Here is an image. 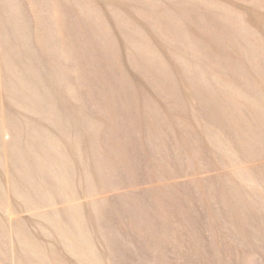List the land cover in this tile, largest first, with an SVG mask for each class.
Returning a JSON list of instances; mask_svg holds the SVG:
<instances>
[{
  "label": "rangeland",
  "instance_id": "obj_1",
  "mask_svg": "<svg viewBox=\"0 0 264 264\" xmlns=\"http://www.w3.org/2000/svg\"><path fill=\"white\" fill-rule=\"evenodd\" d=\"M1 57L0 264H264V0H0Z\"/></svg>",
  "mask_w": 264,
  "mask_h": 264
},
{
  "label": "bare ground",
  "instance_id": "obj_2",
  "mask_svg": "<svg viewBox=\"0 0 264 264\" xmlns=\"http://www.w3.org/2000/svg\"><path fill=\"white\" fill-rule=\"evenodd\" d=\"M208 3V2H207ZM2 38V37H1ZM2 40V39H1ZM8 41V40H7ZM9 53V52H8ZM4 64V63H3ZM2 57L0 58V71L2 72ZM7 70V69H6ZM5 74V73H4ZM7 75V74H6ZM2 76V75H1ZM25 82V81H24ZM8 83V82H7ZM6 83V84H7ZM26 83V82H25ZM3 89H5V87H4V84L2 83V84H0V94H1V91L3 90ZM3 93V92H2ZM1 97V96H0ZM4 106V105H3ZM5 107V106H4ZM4 107H3V109H4ZM2 109V108H1ZM3 110H1V112H2ZM2 114V113H1ZM5 116V115H4ZM5 118V117H4ZM4 120V119H3ZM2 135H3V137H4V139L5 138H7V131H6V128L5 127H3V129H2ZM28 152H29V150H27ZM43 153V152H42ZM29 155V154H28ZM33 158V157H32ZM38 159V158H37ZM52 171V170H51ZM68 178V177H67ZM26 182V181H25ZM33 183V182H32ZM41 185V184H40ZM69 190V189H68ZM71 192V191H70ZM55 218V217H54ZM62 243V242H61ZM72 247V246H71ZM75 247V246H74ZM73 247V248H74ZM83 249V248H82ZM75 254H77V253H75ZM84 255V254H83ZM91 255H92V253H91ZM75 258V257H74ZM86 259V258H85ZM104 260V259H103ZM89 261V260H88ZM92 262V261H91Z\"/></svg>",
  "mask_w": 264,
  "mask_h": 264
}]
</instances>
